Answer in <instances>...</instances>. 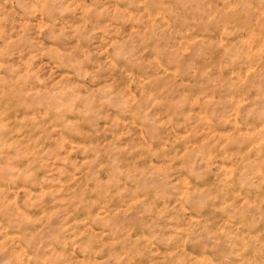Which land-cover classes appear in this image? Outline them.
Instances as JSON below:
<instances>
[{
	"label": "rangeland",
	"instance_id": "rangeland-1",
	"mask_svg": "<svg viewBox=\"0 0 264 264\" xmlns=\"http://www.w3.org/2000/svg\"><path fill=\"white\" fill-rule=\"evenodd\" d=\"M0 264H264L260 0H0Z\"/></svg>",
	"mask_w": 264,
	"mask_h": 264
},
{
	"label": "clouds",
	"instance_id": "clouds-1",
	"mask_svg": "<svg viewBox=\"0 0 264 264\" xmlns=\"http://www.w3.org/2000/svg\"><path fill=\"white\" fill-rule=\"evenodd\" d=\"M59 2H60V0H44L45 4H50V5H55V4L59 3ZM260 3L262 5H264V0H260Z\"/></svg>",
	"mask_w": 264,
	"mask_h": 264
}]
</instances>
